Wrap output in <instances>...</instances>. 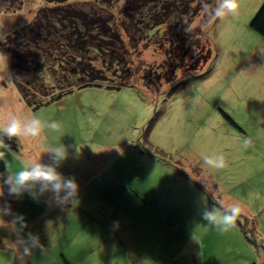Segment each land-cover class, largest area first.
Instances as JSON below:
<instances>
[{"label":"rangeland","instance_id":"374dc122","mask_svg":"<svg viewBox=\"0 0 264 264\" xmlns=\"http://www.w3.org/2000/svg\"><path fill=\"white\" fill-rule=\"evenodd\" d=\"M187 2L195 13L179 24L189 22L185 35L195 48L174 61L179 69L166 62L171 25L133 56L139 70L134 86L74 89L38 109L27 106L15 80L8 86L6 112L55 120L60 130L16 139L17 150L6 149L2 159L7 170L15 173L28 160L48 163L49 148L69 146L58 169L79 185L69 213L103 231L102 248L95 246L87 263L76 264L93 258L101 264V256L102 264H264V37L249 26L264 0H238V12L223 19L210 18L202 0ZM40 3L0 0V51L11 73L7 33L31 19L30 10ZM207 49L208 68L202 59ZM188 67L196 69L186 78ZM143 73L152 85H145ZM212 154L225 157L223 169L203 163ZM213 197L244 209L228 231L201 217L205 206L214 205ZM41 198L22 207L39 208ZM50 203L60 205L52 196ZM60 213L48 208L40 220L51 229ZM41 222L33 227L47 232ZM55 228L56 239L62 237L63 220ZM75 250L70 244L64 251ZM79 258L70 256L73 264Z\"/></svg>","mask_w":264,"mask_h":264},{"label":"trees","instance_id":"16d2710c","mask_svg":"<svg viewBox=\"0 0 264 264\" xmlns=\"http://www.w3.org/2000/svg\"><path fill=\"white\" fill-rule=\"evenodd\" d=\"M191 6L187 0H41L30 10L31 19L7 33L5 45L15 85L32 109L57 103L74 89L134 86L139 70L134 67L133 56L149 47L161 29L171 25L173 39L168 42L166 62L179 69L180 64L174 61L195 48L185 35L190 14L195 13V9L189 12ZM186 19V26L179 24ZM249 26L264 37V2ZM210 55L207 49L202 59ZM207 62L208 68L211 61ZM188 68L186 78L196 69ZM148 75L143 73V82ZM149 81L146 86L152 85ZM11 140L17 144L15 138ZM0 173H8L3 160ZM7 197L12 203V198ZM3 246L0 229V247Z\"/></svg>","mask_w":264,"mask_h":264},{"label":"clouds","instance_id":"9594fccd","mask_svg":"<svg viewBox=\"0 0 264 264\" xmlns=\"http://www.w3.org/2000/svg\"><path fill=\"white\" fill-rule=\"evenodd\" d=\"M202 7L210 18L223 19L227 15H235L239 9L238 0H202ZM16 77L9 71V58L0 51V114L6 112L7 105L4 102L8 95V86L14 82ZM59 131L60 124L53 121H43L35 116L20 115L19 112H6L0 118V149L7 147L4 138L15 139H37L45 130ZM250 143L245 139L244 144ZM68 147L60 145L49 148L45 153L50 154L48 163L38 160L27 162L24 167L13 173L9 171L7 175L0 173V198L7 194L14 197H22L28 193L33 199H39L45 193H51L52 199L58 204L73 205L77 203L79 185L73 177H67L58 169L62 162L68 157ZM5 151H0V160L5 158ZM203 163L210 168L217 170L226 166L225 157L222 154H212L203 157ZM214 205L207 206L201 212V217L210 225H214L222 231H228L234 227L237 219L244 209L238 202L224 206L219 200L213 197ZM12 216L11 222L5 217ZM7 223H17L21 226V231L16 236V243L21 251V259L32 255L34 249L43 251L39 237L32 233H24L27 227L25 218L13 213L11 205L4 199H0V225Z\"/></svg>","mask_w":264,"mask_h":264},{"label":"crops","instance_id":"0c3cea01","mask_svg":"<svg viewBox=\"0 0 264 264\" xmlns=\"http://www.w3.org/2000/svg\"><path fill=\"white\" fill-rule=\"evenodd\" d=\"M6 149H8V147L1 150L5 151L6 153ZM29 161L30 160H28V162ZM18 168L19 167L15 168V172L19 171ZM50 196H52L51 193H45L40 199L43 207L40 205L39 208H34L33 206L25 208L22 206L25 205L28 200H33V198L28 193H25L22 197L10 196L12 198V203H9V199L7 197V189L5 188V196L0 199L6 200L11 205L13 213L22 214L27 224V227L23 230L24 233L26 234L30 232L34 235H37L39 237L40 244L43 245V251H41L39 248L34 249L31 256L23 258L22 260L20 248L16 243V236L22 230L21 226L17 223H7L5 225H0L4 243V246L0 247V264H73L70 256H81V258L76 260L74 264L82 263V261L87 263L88 260H86L85 258H87V254H89L88 251H90V253L91 251L94 252L93 248L95 246L96 249L99 247L102 248L104 244L103 231H100L96 226H83L81 221L73 220L71 213H69L73 208L72 203H68V205L70 206L69 208H62L61 204L57 207L55 204L52 205L50 203ZM48 208L53 209V211L56 213L59 211L61 212L59 214V217L53 219V222H55L53 226L55 227L59 226L60 221L63 220L64 229H62L61 231L62 237H59L57 239L54 231L56 228L53 227L50 229V227H48L50 222H41L40 220V216L43 215L45 213V210ZM66 212H68L69 214L66 215ZM5 219L6 221L11 222L13 217L8 216L5 217ZM56 221L58 222L56 223ZM37 222H41V225H45L46 223L47 232L38 231V228H34L33 225H38ZM262 228H264V226ZM262 237V239L264 240V233ZM63 241L64 243H62ZM70 244L71 246H75V254L71 253L72 255H69L64 251L65 248ZM114 249L115 247H113V250ZM59 250L60 253L57 254L56 251ZM101 260L103 262L102 256ZM110 260L111 263H113L115 259L111 258ZM90 264H95L94 258ZM120 264H125V260Z\"/></svg>","mask_w":264,"mask_h":264},{"label":"water","instance_id":"95a60500","mask_svg":"<svg viewBox=\"0 0 264 264\" xmlns=\"http://www.w3.org/2000/svg\"><path fill=\"white\" fill-rule=\"evenodd\" d=\"M4 140L8 148H10L11 150H17V145L14 141L9 140L7 137H5Z\"/></svg>","mask_w":264,"mask_h":264},{"label":"flooded vegetation","instance_id":"af4514ba","mask_svg":"<svg viewBox=\"0 0 264 264\" xmlns=\"http://www.w3.org/2000/svg\"><path fill=\"white\" fill-rule=\"evenodd\" d=\"M17 145V144H16Z\"/></svg>","mask_w":264,"mask_h":264}]
</instances>
